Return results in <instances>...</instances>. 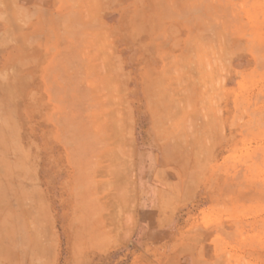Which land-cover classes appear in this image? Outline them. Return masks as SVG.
<instances>
[{
	"label": "rangeland",
	"instance_id": "rangeland-1",
	"mask_svg": "<svg viewBox=\"0 0 264 264\" xmlns=\"http://www.w3.org/2000/svg\"><path fill=\"white\" fill-rule=\"evenodd\" d=\"M67 148L117 177L107 264H264V0H0V264H58Z\"/></svg>",
	"mask_w": 264,
	"mask_h": 264
},
{
	"label": "crops",
	"instance_id": "crops-1",
	"mask_svg": "<svg viewBox=\"0 0 264 264\" xmlns=\"http://www.w3.org/2000/svg\"><path fill=\"white\" fill-rule=\"evenodd\" d=\"M62 153L65 174L46 177L54 186L53 203H49L52 213L46 216L47 229L42 232L43 239L50 237L46 247L58 253V264H107L109 256L133 243L119 239L114 231L118 223L109 231L108 213L115 206L117 177L88 174L78 160H73L72 150L67 148ZM130 180L139 202V183L134 176Z\"/></svg>",
	"mask_w": 264,
	"mask_h": 264
}]
</instances>
